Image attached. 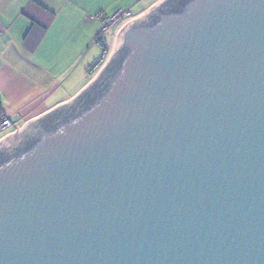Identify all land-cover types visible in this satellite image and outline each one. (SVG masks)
Listing matches in <instances>:
<instances>
[{
	"label": "water",
	"instance_id": "1",
	"mask_svg": "<svg viewBox=\"0 0 264 264\" xmlns=\"http://www.w3.org/2000/svg\"><path fill=\"white\" fill-rule=\"evenodd\" d=\"M168 1L0 146V264H264V0Z\"/></svg>",
	"mask_w": 264,
	"mask_h": 264
},
{
	"label": "crops",
	"instance_id": "2",
	"mask_svg": "<svg viewBox=\"0 0 264 264\" xmlns=\"http://www.w3.org/2000/svg\"><path fill=\"white\" fill-rule=\"evenodd\" d=\"M164 1L0 0L2 114L21 130L72 103L96 80L91 72L102 54L95 43L97 15L130 10L138 20ZM123 28L109 31V50ZM7 138L0 135V145Z\"/></svg>",
	"mask_w": 264,
	"mask_h": 264
},
{
	"label": "built area",
	"instance_id": "3",
	"mask_svg": "<svg viewBox=\"0 0 264 264\" xmlns=\"http://www.w3.org/2000/svg\"><path fill=\"white\" fill-rule=\"evenodd\" d=\"M97 19L100 21L101 27L98 34L95 37V43L101 48L102 54L99 61L94 65L96 69L107 56H109V45L107 42V35L109 31L113 28L125 27L129 23L133 22L135 19L130 10H119L112 16H104L103 13L97 15ZM13 120L4 116L0 109V133L7 129H12L14 127ZM19 128L15 126V131L18 132ZM20 131V130H19ZM12 132V133H13Z\"/></svg>",
	"mask_w": 264,
	"mask_h": 264
},
{
	"label": "trees",
	"instance_id": "4",
	"mask_svg": "<svg viewBox=\"0 0 264 264\" xmlns=\"http://www.w3.org/2000/svg\"><path fill=\"white\" fill-rule=\"evenodd\" d=\"M170 3H172L173 6H175V5L178 6L179 5V1L178 0H169L166 4L170 5ZM117 63H118V58L117 59L115 58V59L111 60L109 65L106 67L107 68L106 72L113 71L114 68L116 67ZM102 79H103V77L101 79H99L98 81H96L95 84L93 85V87L89 88L88 90H86L82 94H80V96L78 97V102H79L78 104L79 105L86 106V105H88L90 103V99H89L90 95L94 96L98 92L99 88L100 87L102 88V86H103L102 82L104 81V80L102 81ZM71 108L72 107H69L67 109L69 110ZM63 113H65L63 109L60 110V111H55L54 113L47 115L42 120V122H44V123L47 122L48 123L50 120H53L55 118H59L61 116V114H63Z\"/></svg>",
	"mask_w": 264,
	"mask_h": 264
},
{
	"label": "rangeland",
	"instance_id": "5",
	"mask_svg": "<svg viewBox=\"0 0 264 264\" xmlns=\"http://www.w3.org/2000/svg\"><path fill=\"white\" fill-rule=\"evenodd\" d=\"M115 50H116V47H115V49H114V51L113 50H109V56H107L106 58H105V60L95 69V70H92V72H91V75L94 73V77L97 79V77L101 74V72L104 70V68L108 65V63H109V61H110V59H111V57L113 56V54H114V52H115ZM113 51V53H111ZM15 125V124H14ZM20 128H22V127H20ZM20 128H19V130H20ZM25 128L26 127H24L23 129H21L20 130V133L19 132H17V131H15V132H13L14 130H15V126L14 127H12V129H7V130H5V131H3L2 133H0V135H1V137L3 136V137H9V136H18L19 134H21V132L23 131V130H25ZM18 130V131H19ZM13 132V133H12ZM11 142V140L10 139H8V140H6V141H4V143L2 142L1 143V145L0 146H2V145H7V144H9Z\"/></svg>",
	"mask_w": 264,
	"mask_h": 264
},
{
	"label": "clouds",
	"instance_id": "6",
	"mask_svg": "<svg viewBox=\"0 0 264 264\" xmlns=\"http://www.w3.org/2000/svg\"><path fill=\"white\" fill-rule=\"evenodd\" d=\"M126 26H127V25H126ZM126 26H125V27H126Z\"/></svg>",
	"mask_w": 264,
	"mask_h": 264
}]
</instances>
